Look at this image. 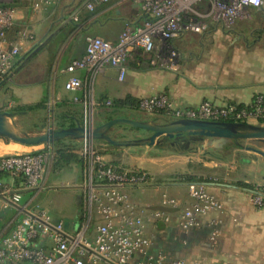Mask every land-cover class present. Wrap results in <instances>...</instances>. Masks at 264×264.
<instances>
[{
	"label": "crops",
	"instance_id": "obj_1",
	"mask_svg": "<svg viewBox=\"0 0 264 264\" xmlns=\"http://www.w3.org/2000/svg\"><path fill=\"white\" fill-rule=\"evenodd\" d=\"M85 1L87 0H66L59 5L54 3L36 14L31 12L28 4L26 8L15 7L14 27L18 31L32 30L34 39L23 45L14 71L0 82V99L9 95L8 103L0 106V110L14 107L17 112H13V120L19 129L29 132L42 130L47 103L51 100L57 106L55 109L60 111L59 120L66 124L78 120L74 111L80 110L82 101L89 96L98 102L102 110H111V107L103 104L107 99L112 101L127 96L140 99L166 94L181 107H195L202 101L246 106L252 103L256 95L264 93V2L259 8H249L248 17L237 20L232 26L210 22L207 30L202 33L182 35L176 41L180 56L174 68L152 66L147 62L146 55L136 51L128 58L126 71L121 79L118 78L117 69L111 66L95 75L84 69H76L72 74L82 80L83 87L74 91L66 90L64 83L70 73L65 71V67L71 60L83 56L87 36L96 35L115 42L126 25L138 24L143 18L140 6L129 0H110L96 5L94 13L85 18L84 14L90 11L83 5ZM72 16L77 19H72ZM69 18L77 23V29L67 35L53 37L70 23ZM62 23L61 28L28 60L23 64L22 61L18 62ZM88 90L91 91L89 95ZM74 98L78 100L74 101ZM39 104L44 107L35 108ZM134 110L144 113L137 108L128 107L116 108L115 113H131ZM34 117L37 118L35 121L32 120ZM145 118L160 121L174 119L160 113L150 114ZM8 146L9 142L0 137V154L10 153ZM237 152H245L246 155L238 157L240 153ZM105 158L116 161L109 153H105ZM185 158V161L166 165L162 170L153 167L150 171L169 175L181 172L208 174L216 180L206 186L223 201L224 208L205 213L200 218L198 227L184 232L178 224L177 216L180 209L189 202L187 184L169 179L143 185L142 191L135 186L125 187L124 190L131 199L143 208L146 234L151 240L149 250L185 259L186 264H192L194 260H201L200 264H264V207L252 205L248 189L234 183V180L253 185L264 182V158L239 147H233L230 158L224 160L212 159L197 151ZM52 162L53 158L50 168ZM191 162H196L198 168L190 166ZM128 165L148 170L138 163L131 162ZM50 168L41 181L40 188L24 199L21 197L20 204L43 208L56 221H62L63 216L78 219L83 177L81 163H70L55 171ZM228 173H231L233 179L227 178ZM12 182L14 185V180ZM49 190H70L72 209L67 214L56 210L61 213L56 216L35 201L39 195ZM163 193L178 200L180 205L171 207L162 204ZM145 205L146 208L143 207ZM155 209L167 213L169 221L153 220L151 213ZM21 216L20 210L11 205L3 206L0 200V234L8 232ZM71 220L72 226L73 219ZM95 221L97 217L94 215L89 225L90 232ZM213 221H218V224L214 226ZM69 225H64L65 229ZM213 229L218 230L215 241L210 237Z\"/></svg>",
	"mask_w": 264,
	"mask_h": 264
},
{
	"label": "built area",
	"instance_id": "obj_2",
	"mask_svg": "<svg viewBox=\"0 0 264 264\" xmlns=\"http://www.w3.org/2000/svg\"><path fill=\"white\" fill-rule=\"evenodd\" d=\"M58 0H28L32 13H39ZM110 0H88L86 9ZM140 6L141 22L126 25L115 42L100 36L86 37L85 52L71 60L65 67L70 76L64 83L69 91L81 89L82 80L73 75L76 69H84L92 75L111 66L121 79L126 62L136 51L147 56L149 64L162 68H174L180 53L176 41L186 33H202L209 23L232 26L237 20L248 17L249 8H259L264 0H129ZM76 20V16H72ZM15 23V7L0 6V82L10 75L23 45L34 39L32 30L17 31L15 40L9 32ZM87 91V90H86ZM91 93L88 90V95ZM74 98V101H77ZM52 112V100L47 103ZM110 106L112 101L104 103ZM101 105V104H100ZM98 102L91 96L82 101L84 126H92L94 110ZM138 110L147 114L168 115L174 119H198L230 122H264V93L253 98L250 105L236 103H212L202 101L195 107H181L166 94L142 97ZM53 127L49 125L48 128ZM77 154L83 163L82 189L85 214L82 221L65 229L62 221L38 206L21 205V191H36L45 178L54 156L52 144H42L33 151L0 154V200L3 206H13L22 216L12 224L8 232L0 234V264H186L185 259L172 258L158 251L151 252V240L146 234L142 207L124 190L127 186L141 189L152 183L154 175L146 169L108 161L105 144L92 139H79ZM7 176L3 177L2 175ZM21 176L19 187H14V177ZM9 179V180H7ZM250 202L264 207V182L254 185ZM188 204L178 213L182 231L200 225V218L209 211H221L224 203L202 183L187 184ZM161 203L178 207V200L163 193ZM141 208H140V207ZM144 208L147 205L143 206ZM97 217L92 231L89 225ZM153 220L169 221V215L160 209L151 213ZM214 226L218 221H213ZM218 230L211 231L215 241ZM194 260L192 264H200Z\"/></svg>",
	"mask_w": 264,
	"mask_h": 264
},
{
	"label": "water",
	"instance_id": "obj_3",
	"mask_svg": "<svg viewBox=\"0 0 264 264\" xmlns=\"http://www.w3.org/2000/svg\"><path fill=\"white\" fill-rule=\"evenodd\" d=\"M88 1V0H87ZM85 1L83 3L86 4ZM71 18H69V21ZM56 27L33 51L22 61L23 64L39 48L50 39L63 25ZM116 125L134 127L149 135L139 138L120 140L110 135V129ZM0 137L13 142L35 146L40 144H52L62 139H92L103 140L108 145L115 147L124 146H155L162 140L194 141L195 151L206 157L224 160L230 158L233 147L252 151L264 158V123L211 121L198 119H170L164 122L151 120H139L126 116H115L92 126H84L76 123L73 126L59 128H47L39 133L21 131L13 120V112L0 110ZM246 139L252 145L242 146L239 140ZM171 141V142H172ZM232 143L228 148L224 145ZM0 197H2L0 195Z\"/></svg>",
	"mask_w": 264,
	"mask_h": 264
},
{
	"label": "rangeland",
	"instance_id": "obj_4",
	"mask_svg": "<svg viewBox=\"0 0 264 264\" xmlns=\"http://www.w3.org/2000/svg\"><path fill=\"white\" fill-rule=\"evenodd\" d=\"M66 0H58L55 4L59 5L63 2H65ZM69 1V0H67ZM0 3L2 4H14V7L16 8H26L27 4H28V0H0ZM26 54V53H25ZM24 54V55H25ZM28 55V54H27ZM16 67V65H15ZM14 71V70H13ZM9 100V95L5 96L4 98L0 99V106H4L6 103H8ZM104 106V105H103ZM106 106V105H105ZM57 107V106H56ZM55 106H53L54 111L50 112L48 111V108H46V111L44 113V128L40 131H26L25 129H20L21 131L24 132H28V133H39L42 131H45L49 125L55 126V128H59L60 125H58L59 123H62L59 119L61 118L60 115V111L56 110ZM102 107V106H100ZM109 107V106H106ZM6 110L14 112L17 110L14 107H9ZM116 110V109H115ZM113 110L111 113L115 116H131V118L134 119H139V120H151V121H155V122H164V121H160L159 119L156 118H145L150 114H145L143 115L142 113L137 112L136 110H134L131 113H126V112H122V111H116ZM105 111H111V110H102L101 108H99V106L94 110L93 112V117H92V125H96L100 122H103L107 117V114H105ZM75 114H77V121H72L69 123H64L63 125L65 126H73L71 124L74 123V125L76 123L82 124L84 123V112H83V108L81 106V109H77L74 111ZM115 113V114H114ZM40 117V116H39ZM38 118V116H37ZM36 117L32 118V120L37 119ZM21 119V118H18ZM253 123H259V122H253ZM24 128V127H23ZM53 128V127H52ZM110 135L116 139H120V140H125V139H132V138H139V137H144L149 135L148 133L139 130L137 128L134 127H129V126H123V125H116L113 128L110 129ZM6 141L9 142V146L7 147L8 152L13 153V152H23V151H33L36 149L40 148V145H35V146H26V145H22L16 142H13L11 140L6 139ZM95 142L97 144L99 143H103L105 144V147L107 148L108 144L103 141V140H95ZM191 141H184V146L189 145L193 147V151H188L185 153H174L172 152L170 149H168L169 147H171L170 145H172V148H181L182 145L179 143H174L170 144L169 140H162L160 144L155 145V146H124V147H116L114 150L110 151V149H106V153H109L110 155L113 156V158L116 160L115 162H119L123 165H128L129 163L133 162L134 164H140L144 167H147L148 170H152L153 167L157 170L159 168H161V170L166 166V165H171L173 163H176L177 161H185L186 158L185 156H187L188 154L194 155L195 153V148L193 146V144H190ZM239 143L242 146L245 145H252L250 144L246 139L244 140H239ZM232 143H228L226 144L227 146H230ZM243 149V148H242ZM240 153L238 154V157L243 156L245 157V152H237ZM186 154V155H185ZM179 155H181L182 158L178 157ZM251 155V154H249ZM237 157V154L236 156ZM140 158V159H138ZM237 159V158H236ZM239 161V160H238ZM190 166L193 165L195 168H198V164L196 165V162H191L189 163ZM147 170V171H148ZM155 171V170H154ZM154 175V181H158V182H165V181H169V179L171 181H174L172 178L173 177H168L170 176L169 174H165V172H151ZM172 175V174H171ZM174 175V174H173ZM227 178L231 179L232 175L231 173H228V175H226ZM233 179V178H232ZM236 181V180H234ZM72 200L73 198L70 197V190H64V191H54V190H49L48 192L39 195V198H36V202H39L38 204H40L41 206H45L50 212L55 213V215L57 216V214H61V213H57L56 210H62L64 211L63 213L67 214V212L72 209ZM79 200H82V194H80L79 196ZM35 202V203H36ZM62 208H61V207ZM73 208H75V205H73ZM55 209V210H54ZM71 219H73V224L74 227H77L78 225V220L77 218H73V217H68V216H63L62 222L64 223V225L67 227L70 222L72 221ZM68 229H71V224L69 225Z\"/></svg>",
	"mask_w": 264,
	"mask_h": 264
},
{
	"label": "trees",
	"instance_id": "obj_5",
	"mask_svg": "<svg viewBox=\"0 0 264 264\" xmlns=\"http://www.w3.org/2000/svg\"><path fill=\"white\" fill-rule=\"evenodd\" d=\"M0 6H2V7H6V6L14 7V4H2V3H0ZM92 13H94V9L86 12L84 14V17L86 18V17L90 16ZM77 27H78L77 23L74 20H72V21H70V23L68 25L62 27L53 37H59L62 35H67L68 33L76 30ZM17 31H18V29L13 27V29L9 32V39L15 40ZM39 44H37V45H39ZM33 49H30L25 55H23L22 58L18 62L20 63L21 61H23L24 58L26 57V55L29 54ZM147 62L149 63V61H147ZM138 101H139V99H134L130 96H127L124 99L112 100V104L109 106L112 108L111 111H109V112L107 111L105 113V114H107L106 119L114 117V115L111 112L113 110H115L116 108L128 107V108H137L138 109ZM41 107H44V106L42 104L35 106V108H41ZM29 108H33V107H29ZM58 125H60L59 127H65V125H63V123H59ZM71 125H74V123ZM1 138H3V137H1ZM172 140L173 139H170L169 143ZM176 142L181 144L182 147L175 149V148H172V145H170L171 147H169L168 149H170L172 152H174V153H185L188 151H193L192 146L189 147V145H186V146L183 145L184 144L183 138H178L175 141V143ZM190 144H193V146L195 148V142L194 141H191ZM52 145L54 146V156H53V162H52L50 170L55 171L57 169H60L64 166L69 165L70 163H74V162L81 163V166L83 167L82 160L79 157V155L77 154L78 143L76 140L62 139V140L55 141L54 143H52ZM228 147L229 146H227V145L223 146L224 149L228 148ZM115 148H116L115 146L108 145L106 149L107 150L110 149V151H112ZM201 169H202V167H201ZM2 176L5 177L7 175L3 174ZM168 177H173L172 179L174 181H179V182H182L185 184L202 183V184L206 185L208 183L215 182V180H216L208 174H194V173H189V172H181V173H178L175 175H170ZM21 181H22L21 176L14 177V187H17L18 183H20ZM234 183L238 187H243V188L248 189L249 192L254 190L253 184L245 183V182L239 181V180L234 181ZM32 193H33L32 190H23V191H21V197H23V199H24V198L30 196ZM84 214H85V208H84L83 197H82V200L79 202V206H78V219H77L78 222L82 221Z\"/></svg>",
	"mask_w": 264,
	"mask_h": 264
},
{
	"label": "flooded vegetation",
	"instance_id": "obj_6",
	"mask_svg": "<svg viewBox=\"0 0 264 264\" xmlns=\"http://www.w3.org/2000/svg\"><path fill=\"white\" fill-rule=\"evenodd\" d=\"M176 141V140H175ZM175 141H172V142H170V144H174L175 143Z\"/></svg>",
	"mask_w": 264,
	"mask_h": 264
}]
</instances>
